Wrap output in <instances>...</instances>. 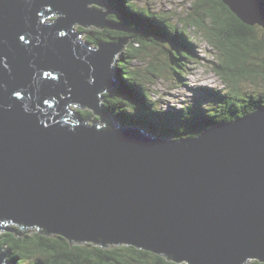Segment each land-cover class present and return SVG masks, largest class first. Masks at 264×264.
<instances>
[{"label": "water", "instance_id": "1", "mask_svg": "<svg viewBox=\"0 0 264 264\" xmlns=\"http://www.w3.org/2000/svg\"><path fill=\"white\" fill-rule=\"evenodd\" d=\"M222 1L264 28V0ZM112 9L0 0V230L42 227L184 264L264 262V105L178 139L120 124L99 102L125 40L90 46L73 33L123 30Z\"/></svg>", "mask_w": 264, "mask_h": 264}, {"label": "trees", "instance_id": "2", "mask_svg": "<svg viewBox=\"0 0 264 264\" xmlns=\"http://www.w3.org/2000/svg\"><path fill=\"white\" fill-rule=\"evenodd\" d=\"M133 1H108L115 8V11L110 12L108 15V19L123 27V30L97 29L87 31L89 34L86 38L87 42L92 45H98L99 43L116 44L120 40H125L123 44L124 49L117 54L113 61L114 65H116L115 73L118 75L119 82L115 88L113 87L110 91L103 94L104 104L101 106L106 109L110 116L115 117L120 124L135 126L155 136L172 139L192 137L212 125L227 121L228 116L213 117L210 114L202 113L200 115L201 118H199L196 114L186 116L177 114L180 109L184 108V105L170 112H164L160 108H157L158 105L149 96L148 90L143 83L144 79L140 69L132 65L133 59L137 56L136 51L137 49L145 51V47L151 43L159 46L163 44V40L170 42L171 39L168 35L173 33L176 36L182 37L184 41L183 46L191 44L192 38L183 29L175 27L170 30L161 15L153 14L149 12V9L141 8ZM196 6L200 9L202 7V13L212 20L213 25L221 23L219 10L222 9L229 13V48L226 47L228 40L222 43L223 41L221 42L218 39L212 38L211 35H215L213 32H209L208 36L212 45L223 56L221 63L215 67L218 75L229 84H231L230 81H233H229V72L238 75L235 80L240 77L253 79L254 76H251V73L255 69L244 66L247 63L244 50L248 48H250L251 52L260 56L261 63L258 66L264 75V40L257 37L256 27L244 24L221 0H197ZM193 23L194 26H203L201 18L194 19ZM145 24L147 25L142 27ZM77 27L80 28V26ZM78 28L76 31L79 33ZM214 28L215 26H212L211 30L213 31ZM149 29L156 31L157 34L150 33ZM149 35L154 36L149 37ZM161 37L162 41L160 39L154 41V39ZM192 44L188 45V47H192ZM185 50L187 51L188 49L186 48ZM166 51L168 52V50ZM187 52L189 57H192L191 51L188 50ZM168 59H170L169 54ZM208 91L223 101L224 98L228 97L232 99L231 94H236L238 98L236 102L239 101V104L243 105L240 109L236 107L237 104L234 105L232 113L234 117H239L264 105V90L252 96L244 93L241 94L236 88H229V90L212 89ZM185 106L188 107L187 105ZM92 112L89 108L84 110L85 116H88L87 114ZM79 115L84 117L81 113ZM161 121L164 123L159 126L158 122ZM7 226L9 227L0 230V246H4L7 251L5 264H106L109 259L114 261L110 262V264H125L123 261L124 257H127L128 261H136V263L131 261L132 264L185 263V261L179 263L164 255L124 243L118 245L116 243L105 245L90 242L79 243L69 241L58 234H47L42 227H32L33 232H28L27 229L29 227L13 224H8ZM7 229H12L13 231L7 232ZM129 253H132L133 256ZM254 262L255 264H263L256 260L252 264Z\"/></svg>", "mask_w": 264, "mask_h": 264}, {"label": "rangeland", "instance_id": "3", "mask_svg": "<svg viewBox=\"0 0 264 264\" xmlns=\"http://www.w3.org/2000/svg\"><path fill=\"white\" fill-rule=\"evenodd\" d=\"M196 1L197 0H134L133 2L138 4L141 8L149 9V12L161 15L165 19L170 30L175 27L183 29V31L192 38L191 44H193L192 47H188V45L191 44L184 45V47V41L181 36H176L174 33L169 34L168 36H170L171 39L170 42L163 40V44L159 46L152 43L148 44L145 47V51L137 49V56L133 59L132 65L140 69L144 79L143 83L148 90L149 96L158 105L157 108H160L164 112H170L184 105V108L180 109L177 114H183L184 116L196 114L201 118L200 115L206 113L213 117L228 116L227 121H229L234 117L232 116L234 105L237 104L236 107L240 109L243 104H239V101L236 102L238 99L236 94H231L232 99L228 97L224 98L223 101L219 99V97H215L216 95L214 94V96L212 92L208 90H229V88H236L241 94L244 93L251 96L253 94H259V91L264 90V75L261 73L258 66L261 63L260 56L251 52L250 48L244 50L247 57V63L244 66L246 68L252 67L255 69V71L251 73V76H254V78L240 77L235 80L238 75L229 72V81H233H230L231 84L226 83L215 70V67L221 63L223 56L220 51L212 45L208 36L210 34L209 32H213L215 35H211V37L221 42L223 41L222 43L229 39V13L220 8L219 15L221 23L213 25L212 20L202 13V7L200 9L196 6ZM221 2L223 3L222 0ZM202 5L206 7L204 4ZM114 11L115 10L112 12ZM56 17L57 14L49 15L46 21H53ZM198 18H201L202 27L197 25L194 26L193 20ZM146 25L147 24L141 26L145 27ZM77 26L78 25L73 26V29L77 30ZM212 26H215L213 31L211 30ZM253 26L257 29V37L264 40L263 26L258 22H254ZM97 29L98 28L93 26L78 28V31H80L79 41L81 44L86 43L92 46L91 43L87 42L86 38L89 35L87 31ZM149 32L154 35L157 34L156 31L151 29H149ZM154 35H149V37H153ZM157 39L162 41V37L156 38L154 41H157ZM227 43L228 45L226 44V47L229 48V40ZM183 48L190 50L192 57H189L188 50L186 51ZM122 49L124 48L122 47L121 50ZM166 50H168V52ZM168 54L170 59H168ZM112 65L115 68L114 62ZM117 76L118 75L114 73V88L119 82ZM100 103L101 105L104 104L103 97L100 99ZM72 107L77 114H83L84 118L90 117L93 114L90 113L87 114L88 116H85L84 110L88 108ZM96 119L97 116L95 114L90 117V120ZM163 123V121L158 122V125L161 126ZM7 227L9 226H6V228ZM27 230L33 232L32 227H29ZM0 248H3L2 251H6L4 246H0ZM129 254L133 256L132 253ZM254 260L258 261L256 258H246L243 264H252ZM123 261L125 264H132L131 261L136 263L134 260L128 261L127 257H124ZM110 262L114 261L109 259L106 264H110ZM258 262L264 264V262Z\"/></svg>", "mask_w": 264, "mask_h": 264}, {"label": "bare ground", "instance_id": "4", "mask_svg": "<svg viewBox=\"0 0 264 264\" xmlns=\"http://www.w3.org/2000/svg\"><path fill=\"white\" fill-rule=\"evenodd\" d=\"M111 8H113L110 4H109V0H104ZM113 11V9L110 11V12H112ZM110 14V13H109ZM105 17H108V14L106 13L105 14ZM110 20V19H109ZM111 21V20H110ZM73 33L74 34H79L76 30H74L73 29ZM78 37H79V35H78ZM112 64H113V61H112ZM100 103V102H99ZM100 105H101V103H100ZM80 108H82V107H80ZM90 109V108H89ZM74 110V109H73ZM92 110V109H91ZM93 111V110H92ZM93 113V112H92ZM73 114L74 115H77V112H75V110L73 111ZM242 116V115H241ZM241 116H239V117H241ZM210 127H213V125L212 126H210ZM210 127H208V128H210ZM137 129H139V128H137ZM139 130H141V129H139Z\"/></svg>", "mask_w": 264, "mask_h": 264}, {"label": "snow or ice", "instance_id": "5", "mask_svg": "<svg viewBox=\"0 0 264 264\" xmlns=\"http://www.w3.org/2000/svg\"><path fill=\"white\" fill-rule=\"evenodd\" d=\"M21 39H23V37H21ZM45 75H48L47 73Z\"/></svg>", "mask_w": 264, "mask_h": 264}, {"label": "flooded vegetation", "instance_id": "6", "mask_svg": "<svg viewBox=\"0 0 264 264\" xmlns=\"http://www.w3.org/2000/svg\"><path fill=\"white\" fill-rule=\"evenodd\" d=\"M225 5V4H224ZM226 6V5H225ZM227 7V6H226ZM228 8V7H227Z\"/></svg>", "mask_w": 264, "mask_h": 264}]
</instances>
